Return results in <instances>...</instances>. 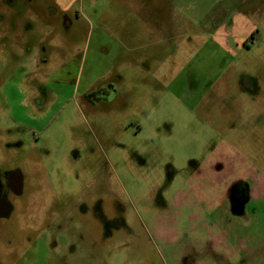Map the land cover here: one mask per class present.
Segmentation results:
<instances>
[{
    "label": "rangeland",
    "instance_id": "rangeland-1",
    "mask_svg": "<svg viewBox=\"0 0 264 264\" xmlns=\"http://www.w3.org/2000/svg\"><path fill=\"white\" fill-rule=\"evenodd\" d=\"M26 5L0 0V264H264V0Z\"/></svg>",
    "mask_w": 264,
    "mask_h": 264
},
{
    "label": "flooded vegetation",
    "instance_id": "flooded-vegetation-1",
    "mask_svg": "<svg viewBox=\"0 0 264 264\" xmlns=\"http://www.w3.org/2000/svg\"><path fill=\"white\" fill-rule=\"evenodd\" d=\"M27 7L22 11L25 15L29 5H34L35 0H22ZM25 193V179L21 170L4 168L0 166V221H8L16 211V199L22 198ZM248 198V190L235 184L231 188V199L235 210L241 211L244 201Z\"/></svg>",
    "mask_w": 264,
    "mask_h": 264
}]
</instances>
